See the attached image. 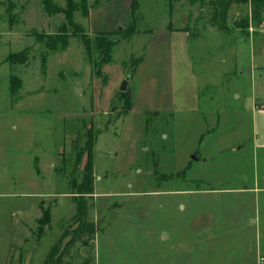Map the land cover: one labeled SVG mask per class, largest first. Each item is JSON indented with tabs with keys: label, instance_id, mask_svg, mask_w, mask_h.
Here are the masks:
<instances>
[{
	"label": "rangeland",
	"instance_id": "374dc122",
	"mask_svg": "<svg viewBox=\"0 0 264 264\" xmlns=\"http://www.w3.org/2000/svg\"><path fill=\"white\" fill-rule=\"evenodd\" d=\"M73 1L89 48L47 8L66 0H0V264H44L70 240L90 132L96 232L61 264H264V18L226 0L218 30L212 0H138L109 57L94 38L125 31L133 0ZM65 27L66 48L40 41Z\"/></svg>",
	"mask_w": 264,
	"mask_h": 264
},
{
	"label": "trees",
	"instance_id": "16d2710c",
	"mask_svg": "<svg viewBox=\"0 0 264 264\" xmlns=\"http://www.w3.org/2000/svg\"><path fill=\"white\" fill-rule=\"evenodd\" d=\"M12 0H9V2ZM196 1V0H194ZM204 0H202L203 2ZM238 3H242L245 1H250V19L255 25H260L264 18V0H237ZM67 7L64 9H57L56 8H50V6L47 5V8L50 12H63L65 14L66 22L69 24L71 33H73L75 36L80 37L84 44L86 45V48H89L90 38H88L87 34L84 31V28L77 23L74 20V1L73 0H66ZM226 0H212L210 1V6H212V20L211 23L214 26H217L218 30H224L225 22L227 19V11H228V3H226ZM50 4V3H49ZM12 12V8H8V13L10 14ZM138 13H139V5L138 0H133L131 4V20L128 24V27L125 31L123 30H117V31H108L102 34L96 35L94 38V41L97 43V45L102 49L103 53H106L110 57L113 45L115 42H113L112 38L110 36H113L115 34H120L123 37H128L130 35H134L137 31L138 27ZM64 28V31H59L57 34L48 36L44 35L43 38L40 40L41 42L45 43L46 46L51 50L55 51L58 49H64L68 45V31ZM66 31V32H65ZM28 55L26 52H16L11 53L7 57V61L11 65H15L18 62H26ZM108 57V58H109ZM144 59V56L138 59L137 63H135L132 71L136 69L138 64ZM21 80L17 78L16 76H11L10 79V89L12 94H16L21 86ZM126 98H128V107L129 109L132 108V98L131 94L128 96L127 94H124ZM94 135L92 132L89 133L88 141L86 145L84 146V150H80L77 153V163H79L83 157H86V162L83 166V176L80 184L77 185V189L75 191L76 193V201L78 204L77 214L75 218V224L72 228V233L70 240L63 246L62 244H57L54 248H52V251L50 253V258L47 259L44 264H61L62 262V256H65L66 253H68L70 247L75 243L77 240L81 239L85 235H94L96 230L94 227V224L90 221H87V209L86 204L84 203V197L86 195L91 196L94 193V172H93V163H94ZM66 238V237H65ZM62 242L64 241V239ZM61 242V243H62ZM63 247V248H62Z\"/></svg>",
	"mask_w": 264,
	"mask_h": 264
},
{
	"label": "crops",
	"instance_id": "0c3cea01",
	"mask_svg": "<svg viewBox=\"0 0 264 264\" xmlns=\"http://www.w3.org/2000/svg\"><path fill=\"white\" fill-rule=\"evenodd\" d=\"M184 39V43L186 44V42H188V44H189V42H190V45H192L191 43V39L190 38H183ZM146 55V54H145ZM145 57V56H144ZM201 91V88H198V89H196L195 90V92H194V96L195 97H199L200 96V92ZM132 94V93H131ZM132 99H133V104H132V108L134 109V108H136L135 107V102H134V98H133V95H132ZM138 109L140 110V113H157V112H161L159 109H157V108H152V107H149L148 109H145V107H142L141 108V106L139 105V107H138ZM196 156H198V155H196ZM199 157V156H198ZM192 162H193V159L191 160ZM192 165V164H191ZM191 165L189 166V167H191ZM238 192H241V191H238ZM241 193H243V192H241Z\"/></svg>",
	"mask_w": 264,
	"mask_h": 264
},
{
	"label": "water",
	"instance_id": "95a60500",
	"mask_svg": "<svg viewBox=\"0 0 264 264\" xmlns=\"http://www.w3.org/2000/svg\"><path fill=\"white\" fill-rule=\"evenodd\" d=\"M129 80H130V76H127L126 78H125V80H123V82L121 83V86H120V91H122V92H126L127 90H128V85H129ZM81 90H82V88L81 87H78V86H76L75 87V93L78 95V94H80V92H81ZM194 158V160H199L200 159V157H198V156H193ZM30 257H31V254H29L28 256H27V260H26V263L25 264H28L29 263V259H30Z\"/></svg>",
	"mask_w": 264,
	"mask_h": 264
}]
</instances>
